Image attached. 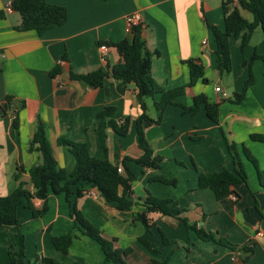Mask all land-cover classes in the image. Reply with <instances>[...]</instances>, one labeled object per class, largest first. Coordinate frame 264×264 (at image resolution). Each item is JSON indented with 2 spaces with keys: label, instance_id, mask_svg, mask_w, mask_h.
<instances>
[{
  "label": "crops",
  "instance_id": "obj_1",
  "mask_svg": "<svg viewBox=\"0 0 264 264\" xmlns=\"http://www.w3.org/2000/svg\"><path fill=\"white\" fill-rule=\"evenodd\" d=\"M46 1L64 6L67 18L39 35L35 30L16 29L21 20L19 13L5 9L11 0H0V196L7 195L19 182L33 190L28 173L22 172L18 179L14 175L19 167L27 169L41 161L37 150H29V141L40 120L58 167L66 172L72 170L75 159L66 145L58 143L60 137L84 142L90 155L107 158L121 168V173L127 168L135 176L129 198L139 204L130 209L118 210L88 184H80L85 188L82 196L75 197V186L70 194L83 218L102 236L114 240V247L131 248L123 256L128 264H154L153 260L168 264H264V240L256 234L264 233V67L260 58L252 59L254 54L264 55V31L260 27L246 31L243 46L239 38L229 37L230 69L223 74L217 68L211 26L224 28V0ZM132 13L141 16V34L151 54V76L156 83L164 89L187 83L186 61L193 60L203 66L204 77L216 78L214 86L221 88L217 93L214 86L213 90L201 86L198 79L175 98L177 105L169 104L162 112L153 105L158 94L148 97L153 112L145 99L146 113L152 121L144 133L153 155L161 159L157 169L134 161L142 153L135 130L141 109L134 83L107 75L101 86L90 87L71 77L72 73L110 70L121 61L110 44L131 40L126 16ZM100 44L107 45L106 53L101 52ZM56 66L60 70L52 76L50 72ZM247 76L251 83L243 98L231 103L225 90L232 94L241 92ZM199 93L219 102L218 122L209 119L202 106L196 113L182 107L189 106L192 97ZM6 96L11 97L12 103L1 115ZM105 107L112 109L98 117ZM125 119L128 121L124 134L109 124L113 120L118 127ZM229 143L234 144L233 151L246 180L231 186L234 193L218 200L209 188H198L197 175L223 168L233 171L236 164ZM243 147L255 163L246 157ZM125 157L130 159L124 160ZM155 176L173 178L175 184L152 180ZM148 194L176 203L170 214L149 212L154 224L146 229L133 215L143 210L141 202ZM21 202L17 209L19 225L0 227V237L4 230L13 235L22 233L25 260L36 250V264H42L43 258L58 264H114L104 260L98 243L86 235L73 238L65 254L54 247L52 237L70 232L74 224L64 194L50 193L45 202L32 199L34 208L46 206L37 217L32 216L24 200ZM181 217L227 239L235 248L202 240L194 230L186 228ZM33 228L37 229L36 243L31 247L27 235ZM8 245L0 244V264H9ZM242 246L252 249L246 260H242Z\"/></svg>",
  "mask_w": 264,
  "mask_h": 264
},
{
  "label": "trees",
  "instance_id": "obj_2",
  "mask_svg": "<svg viewBox=\"0 0 264 264\" xmlns=\"http://www.w3.org/2000/svg\"><path fill=\"white\" fill-rule=\"evenodd\" d=\"M10 8L17 11L21 18L20 24L16 29L35 30L39 35L52 27L61 25L67 18V12L64 6L49 3L46 0H11ZM222 9L224 12V28L220 29L211 26L216 45L217 68L220 72L230 69V36L239 38L240 44L243 46L246 31L253 30L257 27H260L264 31V0H236L235 3L233 0H224ZM241 9L248 11L252 15V19L248 20L242 16ZM131 32V40L122 39L110 44L116 48L121 57V61L110 67V70L97 69L84 74L72 73L71 77L85 81L90 87L101 86L103 79L107 75L124 82L134 83L137 88V99L141 109V113L135 120V130L138 147L142 150L141 155L135 158L134 161L142 167L157 169L160 167L161 159L153 155L144 133V128L152 121L146 113L147 105L145 99L148 97L153 98L154 95L158 94L159 98L154 101L153 105L158 112H162L169 104L177 105L175 98L184 94L187 86L192 85L198 79L205 82L206 78L204 77L203 66L193 60H188L186 61L189 73L188 82L171 89H164L151 76V54L145 46L140 24L134 25ZM253 58H260L263 61L264 67V55L254 54L252 56ZM243 65H245V61ZM59 70L60 68L56 66L50 73L54 76ZM250 83L251 77L245 81L242 91L234 94L236 102L243 98L246 87ZM11 103V97L6 96L1 115L6 113ZM201 106L204 108L209 119L218 122L219 102L210 101L203 93L194 95L192 97V103L189 106L182 107L191 113H196ZM111 109V107H105L99 112L98 117L108 114ZM127 121L125 119L118 127L114 124L113 120H110L109 124L117 133L124 134L127 129ZM158 121L159 117L155 122ZM13 122L16 127L17 119L15 118ZM252 137L258 138L255 135ZM58 143L66 145L74 156L75 163L70 172H66L64 169L58 167L50 143L46 137L44 125L38 120L33 136L29 141V150H37L40 153L41 161L27 169L19 167L18 173L14 175V179H18L22 172L28 173L33 190L26 189L23 182H19L7 195L0 196V227L19 225L17 209L22 203V200L25 201V206L31 211L32 216L37 217L45 212L46 206L44 204L42 208L36 209L33 206L32 199H42L45 202L50 193H62L70 205L74 226L83 235H87L98 243L104 254V260L114 264H128L123 256L127 255L131 251V248L120 249L114 247V240L102 236L96 227L92 226L83 218L82 214L76 209L75 203L71 202L70 194L71 187L75 186V197L82 196L85 188L80 184H88L96 188L106 201L114 203L118 210L130 209L135 203L139 204V202H133L129 198L132 194L131 183L135 179V176L127 168L121 173L117 170L119 166L113 164L107 158L100 159L93 157L90 155L84 142L70 141L60 137L58 138ZM228 147L236 164L233 171L223 168L219 171L199 173L197 175L198 188H209L218 200L234 193L231 186L246 180L243 166L233 151L234 144L229 143ZM243 152L248 159L255 163L253 157L244 147ZM127 159L130 158H124V160ZM151 179L171 185L175 184V179L173 178L155 176ZM175 203L170 198H157L148 194L141 202L144 206L143 210L134 213L133 219L139 220L146 229H149L154 222L148 217V213L159 212L163 215L170 214L171 206ZM180 219L187 229L194 230L202 240H212L219 244L235 248V245L225 238L218 237L214 232L197 228L195 224L188 223L183 217ZM73 238V234L68 232L55 235L51 240L58 250L62 253H67ZM162 239L164 243L167 242L164 236H162ZM141 241L146 243L143 239ZM241 249L245 251L242 260H246L252 254V249L249 246H242ZM154 250L156 253L158 252L157 249ZM24 258V237L23 235H19V243H9L8 245L9 264H24ZM43 262L46 264H58L50 258H43ZM153 263L168 264L165 260H153Z\"/></svg>",
  "mask_w": 264,
  "mask_h": 264
},
{
  "label": "rangeland",
  "instance_id": "obj_3",
  "mask_svg": "<svg viewBox=\"0 0 264 264\" xmlns=\"http://www.w3.org/2000/svg\"><path fill=\"white\" fill-rule=\"evenodd\" d=\"M241 13H242V15H244V16H246V17H248V19H251V14L248 12V11H245V10H242L241 11ZM259 30H261V29H259ZM260 32H262V31H260ZM256 58H253V60H255ZM247 63H249V60H248V62ZM222 72H224L223 74H226V71H222ZM207 77H209V76H207ZM215 79L216 78H212V80H210L209 78L208 79H206V81L205 82H199V84L201 85V86H206V87H212V90H213V86H214V81H215ZM248 79H250V76H247V78H246V80H248ZM225 80L226 79H224V83H225ZM245 80V81H246ZM227 81V80H226ZM245 81H244V83H245ZM228 82H230L229 80H228ZM227 93H228V95H229V98H230V102L231 103H236V101H235V97H234V94H232L231 92H229V90L228 89H226L225 90ZM223 101H229V99H227V100H222L221 102H223ZM147 104H148V109H149V111L150 112H153V106H152V104H151V100H150V98H147ZM77 224H79V223H77ZM26 228V230H27V227H25ZM4 233H3V236H1L0 237V244H2V243H5V244H9V243H19V235H21L22 233H20V234H18V233H15L16 235H13V233H9L8 231H6V230H4L3 231ZM70 232L73 234V236H74V238H78L79 237V235L80 234H82L81 232H80V230L76 227V226H74V224H73V226H72V228L70 229ZM35 233H37V229L36 228H33V231L31 232V235L30 234H28L27 235V244H29V245H31V244H35L36 243V239H35ZM83 235V234H82ZM87 236V235H86ZM53 244V243H52ZM31 247H33L32 245H31ZM55 247V246H54ZM56 248V247H55ZM34 249V248H33ZM57 249V248H56ZM58 250V249H57ZM60 251V250H59ZM61 252V251H60ZM62 253V252H61ZM35 254H36V250H32V255L29 257V258H27L26 260H25V258H24V262H25V264H36V262H35V260H34V256H35ZM62 254H65V253H62ZM40 262V261H39ZM42 264H46L45 262H42Z\"/></svg>",
  "mask_w": 264,
  "mask_h": 264
},
{
  "label": "built area",
  "instance_id": "obj_4",
  "mask_svg": "<svg viewBox=\"0 0 264 264\" xmlns=\"http://www.w3.org/2000/svg\"><path fill=\"white\" fill-rule=\"evenodd\" d=\"M233 2L235 3L236 0H233ZM5 9L6 10H10V3H8L6 6H5ZM141 23V16L138 14V13H132V14H129L128 16H126V30L131 32V29L134 25H138ZM99 49L101 50L102 53H106L108 47L107 45L105 44H100L99 45ZM63 60H60L59 63L61 64ZM214 91L219 93L221 92V88L220 86L216 85L214 86ZM118 171L121 172V168L118 167L117 169ZM88 195H95L93 192H87ZM232 199L236 200V196L235 195H232ZM258 236L262 237V239L264 240V233L262 232H257L256 233Z\"/></svg>",
  "mask_w": 264,
  "mask_h": 264
},
{
  "label": "water",
  "instance_id": "obj_5",
  "mask_svg": "<svg viewBox=\"0 0 264 264\" xmlns=\"http://www.w3.org/2000/svg\"><path fill=\"white\" fill-rule=\"evenodd\" d=\"M143 123H145V122H143Z\"/></svg>",
  "mask_w": 264,
  "mask_h": 264
}]
</instances>
